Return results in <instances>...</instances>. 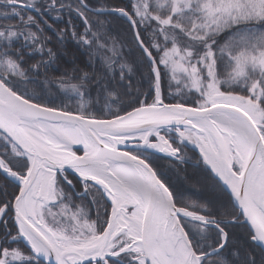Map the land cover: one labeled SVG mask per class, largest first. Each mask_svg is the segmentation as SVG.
Wrapping results in <instances>:
<instances>
[{
	"label": "snow or ice",
	"instance_id": "6c2138e0",
	"mask_svg": "<svg viewBox=\"0 0 264 264\" xmlns=\"http://www.w3.org/2000/svg\"><path fill=\"white\" fill-rule=\"evenodd\" d=\"M0 264H264V0H0Z\"/></svg>",
	"mask_w": 264,
	"mask_h": 264
},
{
	"label": "trees",
	"instance_id": "16d2710c",
	"mask_svg": "<svg viewBox=\"0 0 264 264\" xmlns=\"http://www.w3.org/2000/svg\"><path fill=\"white\" fill-rule=\"evenodd\" d=\"M94 2H95V0H94ZM100 2L107 3V4H110V5H116V4H120L121 0H100ZM111 19H112V27H113V29L115 31L123 32V30L126 28V24H124V22L122 20H120V19H116V18H111ZM61 47H67L69 49V51L75 52L74 45L71 43V41H68L65 45H63ZM76 55H79V54L76 53ZM60 66L61 67L63 66V61L61 62ZM162 163H163V161H162ZM185 176H187V177H195L197 179L202 178L201 173L198 172L196 169H194L191 166H185L184 171L179 173V176H177L175 174L173 175V177H172L173 182L175 184H177L178 186H180L183 183ZM199 188H200V185H197V189L198 190H199ZM206 194L207 193H205V195Z\"/></svg>",
	"mask_w": 264,
	"mask_h": 264
}]
</instances>
